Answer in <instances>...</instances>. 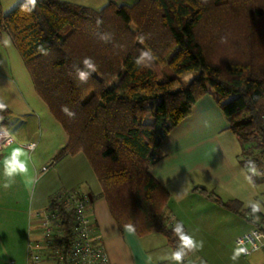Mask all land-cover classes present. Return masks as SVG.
<instances>
[{
  "label": "trees",
  "instance_id": "trees-1",
  "mask_svg": "<svg viewBox=\"0 0 264 264\" xmlns=\"http://www.w3.org/2000/svg\"><path fill=\"white\" fill-rule=\"evenodd\" d=\"M1 30L67 135L57 156L83 152L116 223L139 235L161 233L181 264L185 232L169 222L168 193L148 168L161 157L163 136L199 97L216 98L240 145L238 164L264 172V0L109 1L99 9L21 0L5 14L0 7ZM85 58L94 70L82 82L77 70L89 71ZM189 72L197 75L178 85ZM7 113L0 103V120ZM249 177L264 181L252 172ZM70 192L53 195L45 210L57 215L61 235L54 245L68 243L72 233ZM216 201L264 226L257 207Z\"/></svg>",
  "mask_w": 264,
  "mask_h": 264
},
{
  "label": "crops",
  "instance_id": "crops-1",
  "mask_svg": "<svg viewBox=\"0 0 264 264\" xmlns=\"http://www.w3.org/2000/svg\"><path fill=\"white\" fill-rule=\"evenodd\" d=\"M20 1L0 0L2 12L7 13ZM65 1L94 8L97 2L131 5L135 0ZM0 103L8 110L0 125L12 137L0 148V264L21 261L29 239L36 241L41 232L40 214L49 199L64 191H76L86 198L94 236L110 264H181L161 233L173 252L171 257L151 253L155 243L150 235L158 232L139 235L131 225L116 223L83 152L57 156L67 143V135L37 94L21 55L4 30L0 31ZM16 147L27 153L28 171L9 177L4 174L5 161ZM159 151L161 157L148 172L168 193L165 214L170 223L184 230L182 246L186 250L193 247L199 254V261L190 263L181 249L182 264H203L202 256L211 260L225 240L230 242L253 227L245 217L220 206L216 198L237 199L243 206L257 207L254 198L258 183L249 177L254 167L238 164L240 145L210 93L199 97L190 113L163 136ZM29 178L31 184L26 183ZM209 264H264V252L248 256L235 252L221 263Z\"/></svg>",
  "mask_w": 264,
  "mask_h": 264
},
{
  "label": "built area",
  "instance_id": "built-area-1",
  "mask_svg": "<svg viewBox=\"0 0 264 264\" xmlns=\"http://www.w3.org/2000/svg\"><path fill=\"white\" fill-rule=\"evenodd\" d=\"M11 140L12 137L8 134L6 128L0 125V148ZM28 146L31 147L32 144ZM69 194L67 208L73 212L74 225L68 243L55 245L53 243L54 238L61 235L58 222L56 221L57 215L51 216L47 212L40 214L42 219L39 224L40 230H42L43 237L47 243L54 248V259L56 257L59 258L60 264H62L63 259L69 264H110L104 247L94 236L95 225L88 213L86 198L78 196L75 192H70ZM36 241L29 239L27 242V263L33 262L39 257V246ZM233 244L242 256H248L258 251L264 252V226L253 225L249 231L237 235L233 239Z\"/></svg>",
  "mask_w": 264,
  "mask_h": 264
},
{
  "label": "rangeland",
  "instance_id": "rangeland-1",
  "mask_svg": "<svg viewBox=\"0 0 264 264\" xmlns=\"http://www.w3.org/2000/svg\"><path fill=\"white\" fill-rule=\"evenodd\" d=\"M129 1V0H128ZM127 1V3H129ZM106 2H104L102 4V2H97L94 5L95 9H99L100 7H102V5H104ZM197 75L196 72H189L185 75H182L179 79L178 85H184L186 83H188L190 80H192L195 76ZM178 87V86H176ZM254 174H256V176L260 177V176H264V172H259L257 168H254L253 171ZM257 186L255 187V191H256V195L254 198V205H256L257 207H259L260 209L264 210V181H260L258 184H256ZM43 232L41 230L40 234L37 236V245L39 246L38 249V259L33 261V262H28L27 263V258H26V252H25V256L23 255V257L21 258L20 262H17V260L15 261V263L11 262L10 264H60L59 262H57V260L54 259L53 257V249L52 246H50L49 243H47V241L45 240V238L43 237ZM151 238V242L155 243V249L151 250V253L155 256V257H159V258H166V257H171L173 256V252L171 250V248L167 245L164 237L160 234V233H153L150 235ZM189 244V243H188ZM192 247V246H191ZM183 249V257L188 260L190 263H195L199 260H197V258L199 257V254L196 252V250L192 247L191 249H187L185 245L182 246ZM193 249L191 255L190 252ZM237 251V249L235 248L234 244H233V240L230 242H226V240L223 242L221 249L218 251L219 254H212L211 255V260H208L207 258L202 256V260L201 263L206 264V263H210V262H219L221 263L225 258H227L228 256L232 255L233 253H235ZM166 264H171L169 261Z\"/></svg>",
  "mask_w": 264,
  "mask_h": 264
},
{
  "label": "clouds",
  "instance_id": "clouds-1",
  "mask_svg": "<svg viewBox=\"0 0 264 264\" xmlns=\"http://www.w3.org/2000/svg\"><path fill=\"white\" fill-rule=\"evenodd\" d=\"M21 8L24 10H29L27 8L26 4H22ZM4 43H9V38H4ZM86 69H89V71H86L84 69H78L77 70V79L80 81H86L87 78L91 75L90 70H94V66L89 58H85L82 62ZM27 162V153L22 147H16L13 148L10 152L9 158L5 161V167H4V174L6 176L12 177L16 175L17 173H27L28 169L26 167ZM33 181L31 178L26 180V183L31 184Z\"/></svg>",
  "mask_w": 264,
  "mask_h": 264
}]
</instances>
